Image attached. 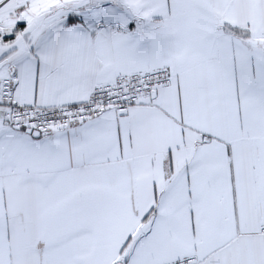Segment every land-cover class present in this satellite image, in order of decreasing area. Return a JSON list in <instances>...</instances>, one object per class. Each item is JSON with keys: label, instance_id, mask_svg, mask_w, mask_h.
I'll return each instance as SVG.
<instances>
[{"label": "snow or ice", "instance_id": "6c2138e0", "mask_svg": "<svg viewBox=\"0 0 264 264\" xmlns=\"http://www.w3.org/2000/svg\"><path fill=\"white\" fill-rule=\"evenodd\" d=\"M0 264H264V0H0Z\"/></svg>", "mask_w": 264, "mask_h": 264}]
</instances>
